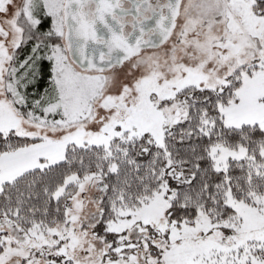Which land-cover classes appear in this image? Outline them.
Returning a JSON list of instances; mask_svg holds the SVG:
<instances>
[{"label": "snow or ice", "instance_id": "obj_1", "mask_svg": "<svg viewBox=\"0 0 264 264\" xmlns=\"http://www.w3.org/2000/svg\"><path fill=\"white\" fill-rule=\"evenodd\" d=\"M0 264H264V0H0Z\"/></svg>", "mask_w": 264, "mask_h": 264}]
</instances>
